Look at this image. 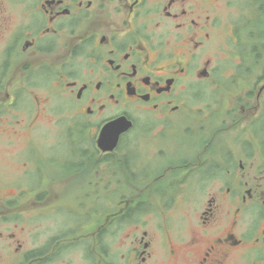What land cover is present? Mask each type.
Here are the masks:
<instances>
[{"label":"flooded vegetation","instance_id":"obj_1","mask_svg":"<svg viewBox=\"0 0 264 264\" xmlns=\"http://www.w3.org/2000/svg\"><path fill=\"white\" fill-rule=\"evenodd\" d=\"M0 264H264V0H0Z\"/></svg>","mask_w":264,"mask_h":264},{"label":"rangeland","instance_id":"obj_2","mask_svg":"<svg viewBox=\"0 0 264 264\" xmlns=\"http://www.w3.org/2000/svg\"><path fill=\"white\" fill-rule=\"evenodd\" d=\"M61 98L60 97H55L54 100H52V103L59 101ZM62 101V99L60 100ZM63 101H70V99H64ZM55 112H49L47 116H45V121L47 123V125L50 126H55L53 124V120H58L57 116L58 114H54ZM172 145V149L176 151V153L178 154H185L188 153L190 149H192L191 147L194 146V144L192 143V140L190 138L187 137V135L181 134L178 135L174 138V140L171 143Z\"/></svg>","mask_w":264,"mask_h":264},{"label":"water","instance_id":"obj_3","mask_svg":"<svg viewBox=\"0 0 264 264\" xmlns=\"http://www.w3.org/2000/svg\"><path fill=\"white\" fill-rule=\"evenodd\" d=\"M124 119L122 118H119L118 120H114L112 122H110L109 124H107L103 130H102V133H101V136H100V140H99V143L101 145V147L103 149H112L113 145L115 143H113L110 147H108L109 143L111 142L110 139L108 138L107 135H109L113 130L114 128H116L118 126V124L120 123V121H122ZM107 146V147H105Z\"/></svg>","mask_w":264,"mask_h":264}]
</instances>
